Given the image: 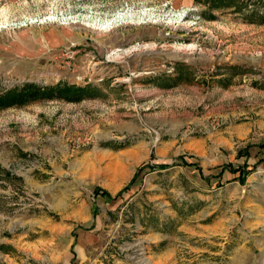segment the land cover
I'll return each mask as SVG.
<instances>
[{"label":"rangeland","instance_id":"rangeland-1","mask_svg":"<svg viewBox=\"0 0 264 264\" xmlns=\"http://www.w3.org/2000/svg\"><path fill=\"white\" fill-rule=\"evenodd\" d=\"M0 264H264V0H0Z\"/></svg>","mask_w":264,"mask_h":264},{"label":"trees","instance_id":"trees-1","mask_svg":"<svg viewBox=\"0 0 264 264\" xmlns=\"http://www.w3.org/2000/svg\"><path fill=\"white\" fill-rule=\"evenodd\" d=\"M82 94L78 93L70 86L55 85V86H41L33 83H22L20 87L5 92L0 96V110L8 107L21 106V104L33 101L38 98H58L68 101L77 102L80 100Z\"/></svg>","mask_w":264,"mask_h":264}]
</instances>
